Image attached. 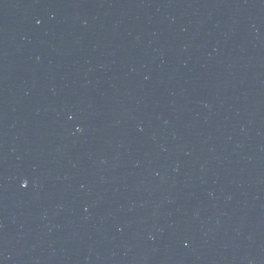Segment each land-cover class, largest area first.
Segmentation results:
<instances>
[{
	"label": "water",
	"instance_id": "obj_1",
	"mask_svg": "<svg viewBox=\"0 0 264 264\" xmlns=\"http://www.w3.org/2000/svg\"><path fill=\"white\" fill-rule=\"evenodd\" d=\"M0 264H264V0H0Z\"/></svg>",
	"mask_w": 264,
	"mask_h": 264
}]
</instances>
